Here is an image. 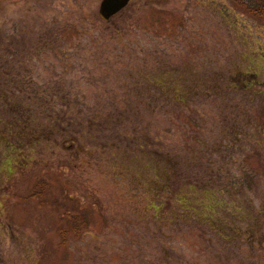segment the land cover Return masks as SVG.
I'll return each instance as SVG.
<instances>
[{"label":"rangeland","instance_id":"obj_1","mask_svg":"<svg viewBox=\"0 0 264 264\" xmlns=\"http://www.w3.org/2000/svg\"><path fill=\"white\" fill-rule=\"evenodd\" d=\"M101 1L0 0V264H264V18Z\"/></svg>","mask_w":264,"mask_h":264},{"label":"trees","instance_id":"obj_2","mask_svg":"<svg viewBox=\"0 0 264 264\" xmlns=\"http://www.w3.org/2000/svg\"><path fill=\"white\" fill-rule=\"evenodd\" d=\"M240 5L244 6L245 9L250 13L253 14L256 17L264 18V0H235ZM181 197H177V203H183L181 201ZM190 204V203H189ZM183 208H181L183 213L187 214H197L199 213L198 206H194L195 208H192L191 206H188L186 204H183ZM201 217V216H200ZM204 218V217H203ZM205 219V218H204ZM210 216L206 217V222L210 223V225H213L210 220Z\"/></svg>","mask_w":264,"mask_h":264},{"label":"water","instance_id":"obj_3","mask_svg":"<svg viewBox=\"0 0 264 264\" xmlns=\"http://www.w3.org/2000/svg\"><path fill=\"white\" fill-rule=\"evenodd\" d=\"M129 3L130 0H102L99 14L103 20L108 21L123 10Z\"/></svg>","mask_w":264,"mask_h":264}]
</instances>
